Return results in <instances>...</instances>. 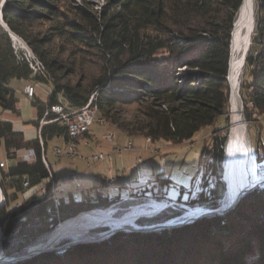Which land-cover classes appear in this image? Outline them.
Masks as SVG:
<instances>
[{
	"label": "trees",
	"instance_id": "trees-1",
	"mask_svg": "<svg viewBox=\"0 0 264 264\" xmlns=\"http://www.w3.org/2000/svg\"><path fill=\"white\" fill-rule=\"evenodd\" d=\"M242 2L107 0L108 6L98 12L86 4L73 5L70 0H6L5 24L29 46L35 54L32 60L42 69L33 71L26 58L18 56L2 27V111L20 115L17 92L11 87L13 80L52 86L46 102L40 101L36 93L32 100L38 117L27 124L38 129L37 138L27 140L11 122L0 118V144L4 143L9 160L14 162L23 150L33 151L36 156L31 162H14L7 171L0 169V191L5 197L0 225L6 255L21 253L44 240L60 222L82 211L104 209L123 199L122 195L105 196L103 190L94 187L83 191L79 200L69 194L68 203L59 195L61 203L56 208L51 165L47 168L42 159L43 149L46 156L52 140L61 139L65 145L68 142L66 127L51 109L67 105L62 107L66 111L79 110L97 90L93 104L103 118H110L120 105L146 104L147 124L142 133L154 142L187 143L201 130L214 127L211 160L204 167L207 178H215V187L211 191L203 189L186 204L209 209L220 206L225 191L221 178L229 127L231 34ZM256 4L255 28L240 86L244 117L250 122L264 119V0H256ZM45 24L50 26L43 32L39 28ZM56 41H60L57 53L52 50ZM73 44L80 47L79 52L97 50L104 57L102 75L91 86H71L63 82L66 77L58 76L60 72L67 76L62 56ZM180 69H188L189 73L181 78ZM46 113V121L53 122L41 127ZM85 139H92L91 130L78 141ZM171 182L166 179L160 185L166 188ZM149 186L141 191H150ZM185 195L182 190L177 201L183 203ZM20 197H25L22 202ZM18 204L21 207L15 211ZM178 215L180 212L172 211L150 222ZM14 264H264V185L223 215L205 216L160 232H119L104 241L46 252Z\"/></svg>",
	"mask_w": 264,
	"mask_h": 264
},
{
	"label": "rangeland",
	"instance_id": "rangeland-1",
	"mask_svg": "<svg viewBox=\"0 0 264 264\" xmlns=\"http://www.w3.org/2000/svg\"><path fill=\"white\" fill-rule=\"evenodd\" d=\"M70 0L73 5H83L86 4L89 9L101 12L104 7L107 5V0ZM257 4L256 0H251L250 2V11L249 15L246 17L245 21L242 23L241 30L246 26L247 33H244V30L239 32L238 38L234 44V57H233V80L238 87L239 91V99L237 101L236 114L239 116L240 122L245 126V137L246 143L243 147V156L249 160V172L245 173L244 178L247 177L245 183L248 182V186L252 184H259L260 186L264 185V176H262L263 171H260L261 167H264V119L260 118V121H247L244 117V107L243 101L240 93V86L243 80V69L245 65V57L249 51L251 45V38L254 33L255 28V17ZM238 14V13H237ZM237 20V16H236ZM235 20V21H236ZM49 24H45L41 26L39 29L43 32L47 31L49 28ZM4 25L1 21L0 15V34L4 32L2 28ZM13 47L18 56H27L29 54L31 59H35L33 51L29 48L28 45L16 35L13 36ZM60 41H56L54 45H52V50L57 53L60 49ZM80 47L76 44L70 45L67 49V52L62 56L64 58V64L66 65L67 76L64 75L63 72L58 74L59 78L66 77L63 82L68 83L71 86H76L77 84H83L85 86H91L97 77L102 75V68L105 64L104 57L102 53H99L97 50H93L92 53L88 52H79ZM77 52V53H76ZM34 54V55H33ZM72 70V74L69 71ZM189 73L188 69H180L179 74L184 78ZM18 82V81H17ZM181 83V81H180ZM19 84V83H17ZM15 85L14 89L17 91L20 88L19 85ZM240 85V86H239ZM37 87H42L43 90L52 91V86H48L50 88H45L42 85L36 84ZM35 86V87H36ZM37 89V98L46 102L47 96L44 92ZM90 89V88H87ZM47 92L49 94L50 92ZM98 92V90H97ZM92 96L95 99V95ZM19 99V108L21 117L27 121L30 119H36L38 117V109L33 106L32 101H25L24 95L16 93ZM91 97V98H92ZM231 98V102H230ZM64 108L68 107L67 105L62 106ZM146 104H126L117 106L112 112L111 117L108 118L99 115L98 109H95V112L98 114V120L103 122L104 125L96 122L91 127V135L92 139H85L79 141V154L81 156H85L90 158L96 154H110L114 152V149L119 147H126L129 142L132 143V150L128 152H123L122 154L114 153L113 159L110 162L115 169L119 170L121 177H125V182L127 181H147V178L144 175H140L141 172L146 171L148 168H154L155 176H149V180H151V184L147 183L150 191H141L144 187H138L135 191L130 190L129 192H136L135 195L138 198V201H127L123 202L116 206L111 207L108 210H103L108 214L112 215L115 219H134L137 220L139 217H150L159 214V212L165 211L169 206L168 202L172 200H178V197L181 194V191H186V195L184 196L183 204L189 207H198V208H189V215L193 216L195 212L203 211V209L199 206H190L186 204V201L189 198H196L203 191V189H207L211 191L215 187V178L209 177L206 175V168L204 164H207L208 161L211 160L212 150L210 151L212 145V139L214 138V127L207 128L201 130L195 138L187 143L182 144H172L166 141L160 140L158 142H154L151 139L147 138L142 130L144 126L147 124V119L144 115V111ZM235 107L232 102V91L230 88L229 92V127H228V135L231 132V128L233 127L230 123L231 120L234 122L235 116ZM2 109L0 107V114L2 113ZM51 112H54L51 109ZM55 112H59L57 109ZM57 114V113H56ZM58 115V114H57ZM42 125V123H41ZM121 128H126L129 130V133H125ZM234 128V127H233ZM232 128V131H233ZM33 135H37V131L35 130ZM110 134H115L114 142L110 143L107 138ZM30 134L27 133L26 137ZM222 136V133L220 134ZM65 142L61 139H54L49 142L47 147L46 160L49 166L51 165V172L53 175L57 176L58 179L55 180V183H52V179L50 183L54 186V196H69L72 194L75 199H80V194L82 190H77L74 183H71L68 180L74 173H82L81 171L87 172V163L81 160H69L63 159L62 161H58L55 156V148L64 147ZM43 146V145H42ZM44 150V149H43ZM225 150V149H224ZM28 151H20L17 155V158L20 160L23 157L28 155ZM225 154V151H224ZM43 156V153H42ZM34 158H31V161H34ZM146 163L147 168L141 166V163ZM204 161V162H203ZM0 162H4L7 164V167L4 169L7 171L11 166L14 165V162L9 160L7 152L5 150L4 143L0 144ZM205 168V169H204ZM223 170H224V160H223ZM230 164H228V174H229ZM1 169V168H0ZM1 172V170H0ZM126 172V174H125ZM223 172V171H222ZM205 173V174H204ZM207 173H210L208 171ZM158 174L160 177L157 178ZM166 179H170L172 182L169 187H161V183ZM253 179V180H252ZM222 180V178H221ZM227 180L230 184V196L232 192L231 182L229 177L227 176ZM60 181V182H59ZM156 182L157 185H154ZM59 184V185H58ZM209 187V188H208ZM112 190L115 189L114 184L111 187ZM142 188V189H141ZM111 190V191H112ZM109 191V190H107ZM32 192L36 193V190ZM38 192V191H37ZM191 192V193H190ZM2 197L5 199L3 192ZM105 194V192H103ZM108 193V192H107ZM130 193L128 195H130ZM167 193V196H166ZM106 195V194H105ZM164 196V198H162ZM166 196V197H165ZM135 197V198H136ZM145 197V198H144ZM25 197H20L19 202H22ZM152 199L153 201H150ZM165 199V200H164ZM162 201V202H158ZM168 201V202H167ZM136 204V205H134ZM173 205V204H172ZM133 206V207H132ZM132 207V208H131ZM204 207V206H203ZM129 208H131L129 210ZM119 210V212H118ZM129 210V211H128ZM173 211L178 210L179 212L184 211L181 207H177L173 205ZM177 211V212H178ZM117 212L121 216L116 217ZM125 213V214H124ZM168 215L172 214V211L165 212ZM164 215V214H163ZM161 215V216H163ZM84 216V215H83ZM159 216V217H161ZM82 217V216H81ZM80 219V218H78ZM73 220V221H77ZM181 220H172L169 223L180 222ZM72 222V221H71ZM125 224V223H124ZM137 224V222H136ZM192 224V223H191ZM69 225V224H68ZM67 225V226H68ZM110 225L112 228H126L127 226H117L113 225L109 222L103 220H92L85 223L84 226L79 227L76 230L72 228H67V226L62 225L58 230L54 233L51 240H62L63 238H72L79 239L82 235L88 233V229L91 227L105 226ZM63 226H65L63 228ZM149 227V226H148ZM176 228V227H175ZM172 229V228H170ZM169 230V229H163ZM162 231V230H160ZM154 231V232H160ZM95 233H91L86 236L84 239H90L91 237H95ZM107 240V239H106ZM104 241V240H103Z\"/></svg>",
	"mask_w": 264,
	"mask_h": 264
},
{
	"label": "water",
	"instance_id": "water-1",
	"mask_svg": "<svg viewBox=\"0 0 264 264\" xmlns=\"http://www.w3.org/2000/svg\"><path fill=\"white\" fill-rule=\"evenodd\" d=\"M244 2H245V0H243L242 5H243ZM5 3H6V0H0V15H1V21L2 22H4L3 9L5 7ZM242 5H241V7H242ZM241 7H240V9H241ZM240 9H239L238 14H237V19L238 20H239V16H240V13H239ZM236 21H235V23L233 25V31H232V34H231L230 59H229V64H228V76H227V81L229 83L231 91L233 89V84H232V81H231V74H232L231 73L232 72L231 71L232 70L231 62H232V59H233V55H232L233 51L232 50H233V45H234V35H235L234 31H235V28H236ZM6 28H7L6 32L8 33L9 37L12 39L11 33H13V32L9 29V27L7 25H6ZM245 30H247L246 26H245ZM235 123L236 122H233V120H231L230 124L233 126ZM230 137H231V132L228 135L227 141H226V144H225L224 170L222 172V182H223L224 187H225L224 197H223L222 200H220V206L217 209H209V208H206V207L199 206V207H201L203 209V212L198 214V215H196V216H191V215H189V208H194L195 209L196 207H189V206H187V205H185L183 203H180V202H178L176 200H172V204L173 205H175L177 207H181L184 210V211L180 212V215H178L176 217H172V218H169V219L164 220V221L150 222V221L159 219L160 218L159 216H161L163 214H167V213H165L167 211H173L172 210L173 205L170 204L169 207H167L165 211H163L162 213L157 214L156 216H152L150 218L149 217H139V218H137V220H135V221H137V227L128 226V228H120V229L112 228L109 225L99 226V227H94V228L91 227V228H89L87 230L88 231V235H90L91 233H95L96 234L95 237H91L90 239H84L86 236H88V235H86L84 238H81V239L66 238L64 240H61L58 243H54V244L52 243L50 245V240H51L52 236L58 230V228L61 226L62 223L66 224L67 222H69L71 220H74V219L78 218L79 216H81L82 214H85V213H90V212H93L95 210H105V209L110 208L111 206H118V205H120L122 203V201L123 202H127V201L136 202V201H138V198L135 195H131L130 194V195H128L125 198L123 197V199L120 200L119 202H117V203H115V204H113V205H111V206H109L107 208H104V209L96 208V209H92V210H88V211H82V212L78 213L76 216H74L72 218H69V219H67L65 221L60 222L49 235L45 236L44 240H42V241H40V242H38V243H36L34 245L26 247V248H24V250L21 253H17V254H14V255H6L5 252H4V249H3V231H2V228H1L2 240L0 241V249H1L0 264H14V263H17V262H20V261L31 259V258H33L35 256H38V255L46 253V252L67 249V248H69L71 246L78 245V244H83V243L100 242V241L109 239L110 237L114 236L115 234H117L119 232L133 233V232H154V231H160V230H163V229H170V228H175V227L191 224V223H194L195 221H197V220H199V219H201V218H203L205 216L214 215V214L223 215V214L231 211L244 196H246L249 192H251L255 188L259 187L260 183L259 184H255L254 183L253 185H250L248 187L241 188L240 191H238L237 193H234V196L233 195L230 196V186H229V183H228V180H227V168H228V163H229ZM241 153L242 152H240V154ZM80 182H81V179H80ZM94 186H98V184H96L94 182ZM75 187H76V185H75ZM108 187H111V185L110 186H104V188H108ZM77 190H82V192H83V184H82V182H81V188H77ZM79 198H81V194H80ZM70 199H71L70 195L69 196H64V201L65 202L68 203L70 201ZM150 201H152V199H150ZM4 203H5V200L3 201L2 204H0V207L3 206ZM54 203H55L56 208H58V206L61 203L60 198H58V197L54 198ZM134 205H136V204H134ZM176 211H178V210H176ZM57 214H59L58 211H57ZM117 216H120L119 213L117 214ZM172 220H181V221L180 222H176V223H172V224L169 223ZM142 221H146L147 223L141 224ZM142 226H149V227H146V228L143 227L142 228ZM0 227H1V225H0ZM89 231H91V232L89 233Z\"/></svg>",
	"mask_w": 264,
	"mask_h": 264
},
{
	"label": "built area",
	"instance_id": "built-area-1",
	"mask_svg": "<svg viewBox=\"0 0 264 264\" xmlns=\"http://www.w3.org/2000/svg\"><path fill=\"white\" fill-rule=\"evenodd\" d=\"M27 62L29 63L31 69L35 72H38L42 69V66L40 64H38L35 60H32L29 56V54L27 56H25ZM35 93H36V87L33 84H26L23 89H22V94L29 100H33L35 97ZM94 102V97H92L89 100V103L76 111H66L64 108L62 107H54L52 108L53 111L55 112L57 109H59V112H55L58 114V120L62 121V124L66 127L67 129V134H68V142L66 143V145H64V147H58L55 148V156L57 158L58 161H62L63 159H69V160H81L84 161L85 163H87L88 165V169H93V167L95 166V164L101 163V162H105V161H111L113 159V155L114 153H118V154H122L123 152H128L130 150H132V143L129 142L128 145L126 147H119L117 146L114 149V152L110 153V154H96L91 156L90 158L85 157V156H81L78 152H79V139L85 135L86 133H88L91 130V127L96 123H100L102 125L103 122L98 120V114L95 112V106L93 104ZM48 116V113L45 114L44 119L41 121L42 126L48 124V123H52L53 121H46V117ZM115 134H110L109 137L107 138V140L112 143L115 140ZM43 145V143H42ZM28 155L23 157L22 160H20L19 158L16 157V160L14 162H30L31 158H34L35 153L33 151H28ZM43 162L45 164V166L47 168L50 169L49 164L47 163L46 160V156H45V151L43 150V156H42ZM141 163V161H140ZM141 166L144 168H147V164L146 163H141ZM7 167V164L4 162H0V168L1 169H5ZM264 167L260 168V171H263ZM50 174H51V179H52V183H55V180L58 179V177L55 175H53V172H51L50 170ZM264 176V172L262 173ZM81 174L80 173H74L72 174L70 177H68V180L72 183H74L76 185L77 188H81ZM95 183L97 184V182L99 181V177L95 176ZM112 184V181H104L103 185L104 186H110ZM29 183L25 182L24 186L28 187ZM56 198V197H54ZM21 207V204H18L15 206L14 210H19Z\"/></svg>",
	"mask_w": 264,
	"mask_h": 264
},
{
	"label": "crops",
	"instance_id": "crops-1",
	"mask_svg": "<svg viewBox=\"0 0 264 264\" xmlns=\"http://www.w3.org/2000/svg\"><path fill=\"white\" fill-rule=\"evenodd\" d=\"M16 84L19 85L21 88L17 90L16 92L18 94H22V89L26 84L13 80L11 82V87L14 89V86ZM44 87L50 88L48 86H44ZM37 88H39L40 91L44 92L45 95L48 96L47 92L49 91V89L45 91L42 89V87H37ZM24 100L28 102L32 101V100L27 99L25 96H24ZM19 111H20V108H19ZM0 118L3 121L11 122L13 124L14 129L16 131L23 132L25 137H26V134L29 133L30 135L26 137L27 140H33L37 138V136L39 135V131L37 128H35L33 125L27 124L28 122L34 121L37 118L30 119L29 121H27L21 117V114L18 116L11 112H2L0 114ZM237 121L238 123H235L234 128H233L237 132L236 133L237 139H238V143L240 144V146L237 149V157L239 160L240 168L242 169L243 173L247 174V172H249V166H248L249 160L243 156V150H244L243 147H245L244 144L246 143L245 130H244L245 126L240 122V119L239 120L237 119ZM35 130L37 131L36 136L32 134ZM240 152L242 153L240 154ZM81 172L82 173L80 174H81V182L83 184V191L89 192V191H92L94 187H97L105 192L106 194L105 196L114 197L117 195H122L124 198L128 196V194L130 193L129 192L130 190L135 191L138 187H144V186L147 187V183L151 184L152 182L151 180H149V176L150 175L153 176L155 174L154 168H148L146 171L140 173L141 176L144 175L147 178V181H142L141 179V181L132 180V181L125 182V177H121L122 175L119 173L120 171L117 170V168L115 169V166L110 164V162H101V163L95 164L93 169L90 170L87 167V172L86 170L81 171ZM95 176L99 177V181L97 182L98 186H94ZM106 180L112 181L111 186L114 184L115 189L112 190L111 188H104L103 182Z\"/></svg>",
	"mask_w": 264,
	"mask_h": 264
},
{
	"label": "bare ground",
	"instance_id": "bare-ground-1",
	"mask_svg": "<svg viewBox=\"0 0 264 264\" xmlns=\"http://www.w3.org/2000/svg\"><path fill=\"white\" fill-rule=\"evenodd\" d=\"M250 2L251 0H245V2L243 3L241 9H240V16H239V20L237 19L236 21V28H235V31H234V44H235V41L237 40L238 38V35H239V32L241 30V26H242V23L245 21L246 17L249 15V11H250ZM2 24L4 25V29L7 30L6 28V25L4 22H2ZM244 30V33L246 34L247 33V30H245V27H243V29L241 31ZM15 36L14 33H11V36ZM12 41H13V38H12ZM233 57H234V45H233ZM231 68H232V74H231V81H232V84H233V89H232V102H233V105L235 107V118H234V122L238 123L237 119L239 120V116L237 117V114H236V108H237V101L239 99V91H238V87L237 85L235 84L234 80H233V59H232V62H231ZM230 102H231V98H230ZM97 110V108H95ZM242 122V121H241ZM235 125V124H234ZM233 125V127H234ZM232 127V128H233ZM232 128H231V137H230V143H229V163L230 164V168H229V174H228V171H227V176L229 177V180L231 182V186H232V194L231 196L233 195L234 196V193H237L238 191L241 190V188H244V187H248V182L245 183V180L244 179H247L244 178L245 176V173H243L242 169L240 168V165H239V160H238V157H237V149L238 147L240 146V144L238 143V139H237V132L235 129H233L232 131ZM243 166V165H242ZM246 170V169H245ZM247 171V170H246ZM253 180V179H252ZM229 183V182H228ZM253 185V184H252ZM230 186V184H229ZM231 190V189H230ZM2 191V190H1ZM0 191V204L3 203V201L5 200L3 197H2V193ZM153 201V200H152ZM159 202V201H158ZM162 202V201H160ZM168 202V201H167ZM169 205L171 204V202H168ZM111 207H116V206H111ZM110 207V208H111ZM133 207V206H132ZM131 207V208H132ZM169 207V206H168ZM129 208V210L131 209ZM197 208V207H196ZM109 209V208H108ZM108 209H105V210H108ZM117 209V207H116ZM128 210V211H129ZM119 212V210H118ZM117 212V214H118ZM163 212V211H162ZM162 212H159V213H162ZM203 211H198V212H195L193 214V216H196L200 213H202ZM117 214H116V217H117ZM125 214V213H124ZM84 215V216H83ZM82 216V217H81ZM81 216H79L77 221H69L65 224V226H67V228H72L73 230H76L78 229L79 227L81 226H84L86 222L88 221H92V220H103V221H106V222H109L113 225H117V226H127L126 228H128V226H135L137 227V224L133 217V219H126V220H122V219H115L112 215L108 214L107 212L103 211V210H95L93 212H90V213H85V214H82ZM122 216V215H121ZM120 216V217H121ZM156 216V215H154ZM145 217V216H143ZM152 217V216H151ZM119 218V217H117ZM150 218V217H149ZM74 219V220H76ZM171 222V221H170ZM125 223V224H124ZM176 223V222H175ZM172 224V223H171ZM64 225V224H62ZM61 225V226H62ZM60 226V227H61ZM63 226V228L65 227ZM110 226V225H109ZM59 227V228H60ZM99 227V226H98ZM112 227V226H111ZM143 227H148V226H142ZM94 228V227H92ZM120 229V228H119ZM91 231H89L90 233ZM87 234H84L81 236V238H84ZM53 237V236H52ZM79 238V239H81ZM52 239V238H51ZM66 238H63L62 240H64ZM72 239H74V237H72ZM2 240V231H1V227H0V241ZM61 241V240H60ZM59 239L58 240H50V245L53 243H58L60 242ZM0 258H1V249H0Z\"/></svg>",
	"mask_w": 264,
	"mask_h": 264
}]
</instances>
